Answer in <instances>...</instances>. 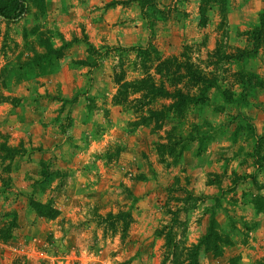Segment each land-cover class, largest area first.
<instances>
[{
  "label": "rangeland",
  "instance_id": "374dc122",
  "mask_svg": "<svg viewBox=\"0 0 264 264\" xmlns=\"http://www.w3.org/2000/svg\"><path fill=\"white\" fill-rule=\"evenodd\" d=\"M26 1L0 16V264H193L196 244L199 264H264V0ZM166 59L171 91L199 95L196 68L216 85L182 107L122 93Z\"/></svg>",
  "mask_w": 264,
  "mask_h": 264
},
{
  "label": "trees",
  "instance_id": "16d2710c",
  "mask_svg": "<svg viewBox=\"0 0 264 264\" xmlns=\"http://www.w3.org/2000/svg\"><path fill=\"white\" fill-rule=\"evenodd\" d=\"M27 11H28V3L26 0H18L17 5L10 12L7 11V8L5 6L0 5V16L10 22H15L19 20L20 18L24 16V14ZM260 30H261L260 26L256 27L253 30V35H254V40H255L253 49L243 51L239 55V58H238L239 60L243 61L244 59L253 57L258 53V49L260 47V33H259ZM138 50L142 52V51H146L147 49L141 47ZM171 62H170V59H166L163 61L162 66L160 68L159 81H157V78L154 77L153 74L146 72L147 74L145 76L139 79H135L133 81L123 82L122 80L120 81V79H118L117 81H118L119 88L122 91H124L122 93L126 92V94L127 92H130L128 90L129 88L132 89L133 93H140L141 95L138 98L140 101H142L143 98H145L148 93H151L153 97H159V96L176 97L177 100L175 101L173 106L175 105V106L182 107L184 104L186 105L188 103L198 102L204 99L205 92L209 88L216 85L215 80H212L208 78V76L203 75L202 72L196 68L192 71L189 69V74L193 76L195 81L202 86L199 95H191L189 93L184 92L183 89L181 88L171 91L166 85L167 78L169 80L170 77H172L171 80H173L174 77L179 76V75H176V71L173 69L174 65L170 64ZM175 68H178V66H176ZM246 74L251 75L250 73H246ZM162 78H166V79L164 80ZM171 83L174 85V82L171 81ZM251 86L252 85L250 83L249 85H247V87L243 89L242 101L247 100V93ZM121 90H119L117 97H119L122 94ZM116 101L117 103H122V102H125L126 99L117 98ZM151 113L157 118V121L161 118L160 116L161 113H158L156 111H151ZM210 233H212V225L210 226L208 233L205 235L203 242L207 245V249H211L212 251L218 253L217 248H215L216 246L215 247L212 246V243L214 242L210 240ZM214 234L216 233L214 232ZM198 245L199 244H196V245H193L191 248H189L192 250L191 259H192L193 264H199V246Z\"/></svg>",
  "mask_w": 264,
  "mask_h": 264
},
{
  "label": "crops",
  "instance_id": "0c3cea01",
  "mask_svg": "<svg viewBox=\"0 0 264 264\" xmlns=\"http://www.w3.org/2000/svg\"><path fill=\"white\" fill-rule=\"evenodd\" d=\"M80 49H78V48H74L73 50H72V53H71V51L70 52H68L67 54L69 55V59L70 58H76V57H82V56H84V54L83 53H78V51H79ZM81 51H83V50H81ZM68 64H69V61L62 67V69L60 70V72L59 73H57V74H53V75H48V76H46V78H47V80L48 81H50L51 82V80L53 79L54 80V77L55 76H57V79H55L54 80V82L55 83H65V82H67L69 79H71V78H69L68 77V74H69V70H68ZM86 68H87V66H84V72H83V74L81 75V83H80V85H81V87H79L78 88V90H80L79 92H81L82 90H84V87H86V85H87V79L88 78H90L91 77V73H88V72H86L87 70H86ZM42 78V77H41ZM40 78V80H42ZM46 78H44L43 80H46ZM46 80V81H47ZM45 82V81H44ZM43 82V83H44ZM46 83V82H45ZM48 83V82H47ZM64 85V84H63ZM74 87H75V85H74ZM50 88H51V86H50ZM62 88H64V86L62 87ZM77 88V87H76ZM81 88V89H80ZM17 90H19V89H17V86H16V88H15V92L13 91V93H14V95L15 96H22L23 95V93H21V90H19V91H17ZM50 90L51 89H49V92H50ZM64 91H66L65 90V88H64ZM78 92V93H79ZM26 94H31L30 92L29 93H26ZM25 101V100H24ZM21 121H23V119H24V117H21V118H19ZM20 132V131H19ZM21 134H26V133H24V132H20ZM206 229H207V225H204V223H203V225H201V226H199V227H194L193 229H191V231H190V233L187 235V238L189 239V241L190 242H193V241H195V242H197V238H200L201 236H202V234H204L205 233V231H206ZM251 233V235L253 234V238H254V236L255 235H257L256 234V232L254 233V230H253V232L251 231L250 232ZM235 241V243H236V240H234ZM247 253H249V252H246V254ZM234 255V254H233ZM236 255V254H235ZM250 255H252V253H250ZM245 256V255H244Z\"/></svg>",
  "mask_w": 264,
  "mask_h": 264
}]
</instances>
